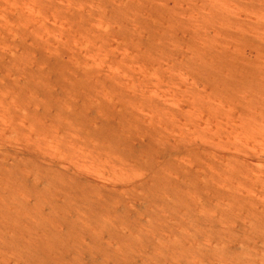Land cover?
<instances>
[{"label":"rangeland","instance_id":"obj_1","mask_svg":"<svg viewBox=\"0 0 264 264\" xmlns=\"http://www.w3.org/2000/svg\"><path fill=\"white\" fill-rule=\"evenodd\" d=\"M0 264H264V0H0Z\"/></svg>","mask_w":264,"mask_h":264},{"label":"bare ground","instance_id":"obj_2","mask_svg":"<svg viewBox=\"0 0 264 264\" xmlns=\"http://www.w3.org/2000/svg\"><path fill=\"white\" fill-rule=\"evenodd\" d=\"M195 152H196V150H195Z\"/></svg>","mask_w":264,"mask_h":264}]
</instances>
